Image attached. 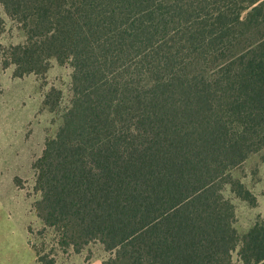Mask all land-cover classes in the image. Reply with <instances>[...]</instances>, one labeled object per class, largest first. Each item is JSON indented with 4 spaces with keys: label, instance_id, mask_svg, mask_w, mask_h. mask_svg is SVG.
Wrapping results in <instances>:
<instances>
[{
    "label": "trees",
    "instance_id": "1",
    "mask_svg": "<svg viewBox=\"0 0 264 264\" xmlns=\"http://www.w3.org/2000/svg\"><path fill=\"white\" fill-rule=\"evenodd\" d=\"M0 5L25 34L0 46L4 67L36 75L54 58L73 70L33 165L38 217L61 245L97 241L129 264H264V219L240 237L222 194L256 205L231 171L264 148V34L232 49L264 0Z\"/></svg>",
    "mask_w": 264,
    "mask_h": 264
},
{
    "label": "rangeland",
    "instance_id": "2",
    "mask_svg": "<svg viewBox=\"0 0 264 264\" xmlns=\"http://www.w3.org/2000/svg\"><path fill=\"white\" fill-rule=\"evenodd\" d=\"M248 12L242 14V20ZM245 29L244 35L235 40L233 52L264 34V19H250ZM24 41L25 34L0 5V46L7 52L10 46ZM6 59L0 53V261L2 258L3 264H84L99 260L103 264H129L116 260L115 252L105 251L97 241L83 246L78 253L72 247L66 248L60 244L62 238L55 229L46 227L39 219L41 193L35 189L33 165L62 123L71 99L73 70L69 63L59 64L50 58L44 72L16 77L14 65L3 66ZM231 177L256 198L252 207L236 198L229 187L223 190L224 198L234 207L233 226L242 237L257 218L263 219L260 215L264 214V199L260 196L264 194V148L233 169Z\"/></svg>",
    "mask_w": 264,
    "mask_h": 264
},
{
    "label": "crops",
    "instance_id": "3",
    "mask_svg": "<svg viewBox=\"0 0 264 264\" xmlns=\"http://www.w3.org/2000/svg\"><path fill=\"white\" fill-rule=\"evenodd\" d=\"M260 198L264 199V194L261 195ZM258 205H259V203H258ZM260 216L264 219V214L263 213ZM0 262H1V264H3L2 258H1ZM84 264H103V263L101 261H99V260H94V261L87 262V263H84Z\"/></svg>",
    "mask_w": 264,
    "mask_h": 264
}]
</instances>
